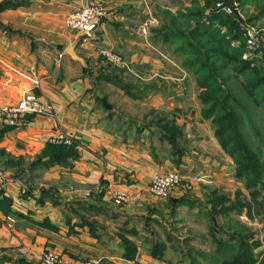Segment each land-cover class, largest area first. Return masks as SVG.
I'll return each instance as SVG.
<instances>
[{
  "label": "crops",
  "instance_id": "0c3cea01",
  "mask_svg": "<svg viewBox=\"0 0 264 264\" xmlns=\"http://www.w3.org/2000/svg\"><path fill=\"white\" fill-rule=\"evenodd\" d=\"M13 1L19 5L0 12V104H15L32 92L50 101L54 111L31 116L21 127L0 126V169L8 177L0 185V264H43L41 253L48 249L59 252L63 264H83L88 257L104 264H183L169 255L167 221L209 207L214 190L227 193L238 186L211 121L201 109L192 114L179 102L187 88H177V81L190 75L158 73L164 59L172 62V55L163 53L171 42L152 33L141 36L137 29L151 18L163 26L159 10L164 7L157 0ZM85 3L108 9L91 37L67 25L69 14ZM181 3L187 9L192 0ZM70 46L86 65L68 54ZM101 47L133 65L151 66L154 74L140 76L144 84L131 87L130 94L98 81L89 63L97 64ZM162 113L198 132L185 135L190 146L181 155L163 151L171 136L161 130ZM58 131L73 137L77 155L46 165L51 156L44 150ZM169 170L198 173L202 183L193 193L177 190L170 199L160 198L150 191L151 179ZM99 184L105 186L103 195L84 196ZM120 190L130 200L116 205L113 196ZM183 199L187 203L180 206ZM8 215L16 220L12 228ZM156 244L163 249L156 250Z\"/></svg>",
  "mask_w": 264,
  "mask_h": 264
},
{
  "label": "rangeland",
  "instance_id": "374dc122",
  "mask_svg": "<svg viewBox=\"0 0 264 264\" xmlns=\"http://www.w3.org/2000/svg\"><path fill=\"white\" fill-rule=\"evenodd\" d=\"M4 0H0V3ZM160 4V6L164 8H160L159 15H161L165 22L169 23V25L172 22V19L170 17V13L177 14L179 11H186V6L181 3V0H157ZM203 4V0H199ZM219 1H223L226 4L234 5L237 8V11H235L234 15L227 14L223 10H220L217 8V4ZM264 0H244V2H240L238 0H216L213 6L210 8L208 7L207 13L214 8L217 12H222L227 14L228 16H232V18L235 20L236 25L238 27L239 37L237 38V41L234 42L237 45L240 44H246V36L244 31V26H250L256 29L257 33L261 36V38L264 41ZM90 5H97L101 7L102 14L97 15L94 17V28H93V34H96V31L98 29V26L100 22L107 17L108 15V9L105 5L102 3H85L83 6L77 8V9H84ZM261 5V6H260ZM193 6L190 5L189 7ZM170 7V9H168ZM70 15V14H69ZM152 19V18H151ZM148 19L144 22H142L138 27V31L141 36L148 37L151 36V33L153 36L156 33V30H160L165 26H157V23L154 19ZM180 21V20H179ZM185 24L187 25L186 20H183ZM156 23V24H155ZM67 25L69 29L75 31L76 33L80 34L81 37H86V32L73 29L71 25L69 24V16L67 18ZM146 26L148 33L144 34L142 31V26ZM94 34V35H95ZM175 43H167L163 45V53L166 54L168 57L172 55V62L168 61L167 59L163 60V67L158 70L159 75H190L187 77L184 81H177L180 83L179 85H176L177 88H187L183 90L184 94H180L179 96V102L181 104L189 105V110L192 114H194V111H199L201 109V114L203 115V109L204 104L201 99V93L202 88L198 84V79L196 73L188 70L186 68L185 61L186 58L178 56L175 54ZM259 49H250L247 44L245 45L244 49L245 52L243 54V59L249 58L252 59L260 68L261 75H264V42L261 45V47H258ZM109 50L110 52L117 55L121 61L120 64H117V62H114L113 60L107 58L106 56L102 55V50ZM211 63V72L214 75H220V83L223 88L230 91L231 96L233 99L228 102V105H230L231 110H233L234 113L240 117V129L241 132L244 135L245 140L249 144V146L257 152L259 156V164L264 169V86L259 87H247L245 88L244 85H247L246 77L250 76L253 77L255 74L252 71H247L243 74H238L234 71V63H236V60H234L233 57L227 56L226 59L224 58H213V59H207ZM225 60V61H224ZM96 63L94 64L93 61H90V68L89 72L96 77V79L102 80L100 75L106 74V75H115V77H118L121 81H123L125 84L137 88L139 83H143V80H141L142 75H153V68L149 65H133L129 63V61L120 53L115 51L114 49L110 47H101L97 50V58ZM225 77H228L225 79ZM104 81V80H103ZM107 82V81H106ZM183 82L185 84H183ZM118 86V85H117ZM143 86V85H142ZM128 93V92H127ZM130 94V93H128ZM130 96V97H129ZM128 97L133 99L131 95ZM50 102V101H49ZM51 103V102H50ZM52 104V103H51ZM54 106V105H53ZM137 107V106H136ZM138 109V108H137ZM37 115V114H36ZM170 114L162 113V115L159 117L160 122H163L162 125V131H164L166 134L164 135H170V138H173L176 146H178V151H185L187 150V147L189 148V138L185 135L190 132V134L198 135V132L194 131L193 128H188L186 125L182 126L177 124V118L175 115L172 117H168ZM34 116V115H32ZM31 117V116H29ZM27 116V119H29ZM204 119L211 121L213 126L215 127V137L218 139L217 133H216V125L214 124L213 120L211 118H205ZM28 122V120H27ZM9 127V126H5ZM190 129V130H189ZM186 130V132H185ZM189 134V135H190ZM71 136V135H70ZM73 139V137L71 136ZM198 138V137H197ZM196 138V139H197ZM219 141V139H218ZM220 143V141H219ZM58 146H64L63 144H55ZM74 139L73 144L67 145V146H74ZM221 145V143H220ZM66 146V145H65ZM166 146L168 147V150L166 149ZM223 148V146L221 145ZM172 149L174 151V147L171 143H168L164 145L163 151L166 154H172ZM225 151L229 161L231 163V166L235 167L237 172V163L235 162L234 158L223 148ZM181 155V153H179ZM171 171H178V170H169L165 172H156V173H167ZM179 172V171H178ZM154 173V175L156 174ZM199 176V180L195 181L193 183L192 189L186 190L183 187H177L176 189H172L171 192H169V196L162 197L154 194L151 191L152 187V179L150 184V191L154 195L163 198V199H170L174 196L177 190L181 192L183 195L186 193H193L198 183H202L203 177L198 174L194 173ZM153 175V176H154ZM235 177V184L238 186L237 188L233 189L230 192L227 193H221L217 190H214L211 192L212 197L210 200H213V198L217 196L222 195H228L232 200L235 199L236 194L238 192H241L240 198L242 200H248L251 201V190L248 188V180L243 177L239 178L237 174L234 175ZM153 178V177H152ZM8 181V177L6 179ZM4 183V185H6ZM2 185V184H0ZM3 185V186H4ZM256 191H260L262 193V196L259 197V199L264 198V184H259L256 188H254ZM253 190V191H254ZM123 191V190H120ZM117 192V191H116ZM115 192V193H116ZM127 193V200L123 201L122 204H116V205H123L127 203L130 200V194L127 191H123ZM178 192V191H177ZM105 193V186L103 184L96 185L94 187H91V189H87L84 193L85 197H100ZM115 193L113 196L114 203H115ZM187 203H181L180 206L185 205ZM210 206L201 205L200 210L198 212H193L196 214H191L192 212H182L180 215L177 213V219L169 220L167 221V224L170 229H168V232L171 231L172 235L169 238L168 241L169 247L171 250H169V255L171 257H174L173 259L178 260L179 263L183 264H192L193 258L195 259V264H221L224 259H227L228 257H232V253H235V250L233 249L234 246L238 245V240L236 239V242H232V245L230 246V249L227 252H223L221 254H216V239H221L222 242L228 241L231 236V232L235 231H243L245 234H252V241H259L260 245L256 247L253 252L255 254V264H264V207L261 208V211H254L252 213V216L250 214V211H248L247 208H244L242 212H236L234 211H227L220 212L221 214L214 216L213 214V201L209 202ZM230 203V202H228ZM264 205V204H263ZM175 207V206H174ZM179 207V205H176V208ZM12 216V215H8ZM7 216V217H8ZM13 217V216H12ZM7 219V226L9 228H12L16 222L15 217H13V221H10ZM215 226V232L212 230ZM213 234V235H212ZM216 237V238H215ZM47 253H52L57 258L56 264H63L62 256L59 252L48 249L41 253V261L43 264H47L45 255ZM94 258L100 262V264H104L103 260L99 257H88ZM85 259L83 261V264L87 261ZM180 260V261H179Z\"/></svg>",
  "mask_w": 264,
  "mask_h": 264
},
{
  "label": "trees",
  "instance_id": "16d2710c",
  "mask_svg": "<svg viewBox=\"0 0 264 264\" xmlns=\"http://www.w3.org/2000/svg\"><path fill=\"white\" fill-rule=\"evenodd\" d=\"M203 4L199 0H192L193 6L188 7L186 11H179L177 14L169 12L172 19L171 24L165 22V26L156 30L155 37L164 42L175 43V54L186 58L185 66L188 70L198 74V84L202 88L201 99L204 104L203 115L205 118H211L216 125V133L223 148L234 158L237 163V176L245 177L248 180V188L251 190V201L242 200L241 192L236 194L235 199H231L228 195L217 196L213 201V214L217 216L220 212L236 211L242 212L247 208L252 213L261 211L264 207V198L261 190L256 191L259 184H264V169L259 164V156L244 138L240 129V117L231 110L228 102L233 99L230 91L223 88L220 83V75H214L211 72V63L207 59L233 57L234 71L243 74L252 71L253 77H246L247 87L264 86V75H261L260 68L255 65L252 59H243L245 52V43L237 45L234 42L240 36L238 27L232 16L225 13L217 12L212 8L208 13V7L214 5L216 0H203ZM244 2V0H238ZM18 2L13 0H4L0 3V12L18 6ZM264 5V2H263ZM261 6V5H260ZM180 20V21H179ZM183 20H186L187 25ZM2 25L0 24V27ZM225 61V60H224ZM101 79L114 83L130 92L131 86L115 77V75H100ZM228 77H225L227 79ZM174 147L176 154L178 151L173 138L169 139ZM50 155V161L46 165L56 162H64L68 157L77 155L74 146H58L48 143L43 155ZM42 156L39 157L34 164L41 162ZM254 190V191H253ZM183 199L179 203H184ZM230 202V203H228ZM215 232V226L212 229ZM213 235V234H212ZM216 238V237H215ZM238 240V245L234 246L235 253L231 258L224 259L221 264H255V254L253 250L260 245V242L252 241V234H245L243 231L231 232L230 239L222 242L216 239V254L227 252L232 242ZM127 247H131L128 244ZM156 250L161 251L162 245H155ZM154 248V250H155ZM228 249V250H227ZM155 253V252H154ZM134 257V255H128ZM195 259L193 258L192 264Z\"/></svg>",
  "mask_w": 264,
  "mask_h": 264
},
{
  "label": "built area",
  "instance_id": "2783aa9c",
  "mask_svg": "<svg viewBox=\"0 0 264 264\" xmlns=\"http://www.w3.org/2000/svg\"><path fill=\"white\" fill-rule=\"evenodd\" d=\"M217 8L223 10L227 14L234 15L237 8L234 5L226 4L223 1H219ZM102 8L97 5H90L84 9H75L69 15V24L73 29L86 32V37L93 35L94 17L102 14ZM246 44L250 49H259L263 44V39L257 33L256 29L250 26H244ZM144 34L148 33L147 27L142 26ZM102 55L120 64L121 59L110 52L109 50H102ZM54 111V106L48 101H43L35 93L27 92L23 97L15 104H0V126L9 127H21L27 124V116L36 114H47ZM49 142L52 144H73V139L65 131H58L49 138ZM7 175L4 170L0 169V184L4 185L7 182ZM197 174H182L178 171H171L167 173H156L152 178L151 191L162 197L169 196V192L177 187H183L186 190L192 189L193 183L199 180ZM127 193L123 191H117L115 193V204H122L127 200ZM10 221H13L12 216L7 217ZM47 264H56L57 258L52 253L45 255ZM85 264H100V262L94 258H89Z\"/></svg>",
  "mask_w": 264,
  "mask_h": 264
},
{
  "label": "water",
  "instance_id": "95a60500",
  "mask_svg": "<svg viewBox=\"0 0 264 264\" xmlns=\"http://www.w3.org/2000/svg\"><path fill=\"white\" fill-rule=\"evenodd\" d=\"M68 54H70L73 58L81 61L83 63V65H86V61L84 58L78 56L76 53H75V46H70L68 48Z\"/></svg>",
  "mask_w": 264,
  "mask_h": 264
}]
</instances>
